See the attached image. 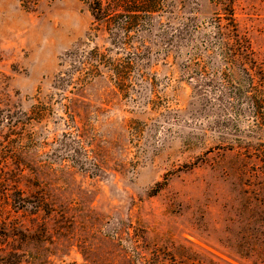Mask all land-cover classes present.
<instances>
[{
    "label": "rangeland",
    "instance_id": "374dc122",
    "mask_svg": "<svg viewBox=\"0 0 264 264\" xmlns=\"http://www.w3.org/2000/svg\"><path fill=\"white\" fill-rule=\"evenodd\" d=\"M167 1L121 90L56 83L77 45L115 49L83 0H0V264H264V124L188 68L218 6ZM234 10L264 69V0Z\"/></svg>",
    "mask_w": 264,
    "mask_h": 264
},
{
    "label": "trees",
    "instance_id": "16d2710c",
    "mask_svg": "<svg viewBox=\"0 0 264 264\" xmlns=\"http://www.w3.org/2000/svg\"><path fill=\"white\" fill-rule=\"evenodd\" d=\"M27 7H35L40 0H20ZM94 16V32L91 40L104 31L112 36L111 46L103 50L89 42L77 45L66 52L69 57L68 70L56 75V83L70 74L69 82L75 83V74L83 73L85 81L98 76H107L119 89H124L126 74L133 67L128 56L140 54L131 44L134 35L147 28L155 18H161L170 11L167 0H83ZM218 6L212 22V32L202 31L206 46H197L187 65L190 73L199 80H212L227 97V108L235 113L247 110L256 124H264V69L257 62L250 40L241 34L236 20L234 0H213ZM200 30V26L197 25ZM177 29V28H176ZM185 37L189 31L187 24L176 30ZM114 52V55L111 52ZM125 54V55H124ZM216 55L212 62L207 57ZM126 57V58H125ZM215 57V56H214ZM128 58V59H127ZM64 62H61L63 64ZM68 63V61H67ZM68 72V73H67Z\"/></svg>",
    "mask_w": 264,
    "mask_h": 264
}]
</instances>
